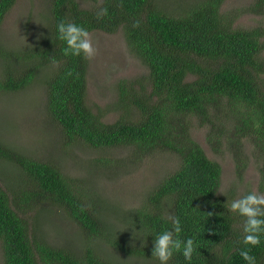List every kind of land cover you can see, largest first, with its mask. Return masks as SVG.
Masks as SVG:
<instances>
[{
  "label": "trees",
  "instance_id": "1",
  "mask_svg": "<svg viewBox=\"0 0 264 264\" xmlns=\"http://www.w3.org/2000/svg\"><path fill=\"white\" fill-rule=\"evenodd\" d=\"M16 2L0 0V26ZM224 2L193 0L174 7L166 0H102L85 6L80 0H52L48 31L38 43L17 49L0 44V92L23 90L42 74L47 113L60 126L64 144L101 149L97 165L125 166L119 149L136 161L156 151L180 158L141 204L119 211L117 225L101 214L97 190L84 180L0 140V159L13 166L0 175L2 264H122L116 255L159 264L151 257L153 236L171 229L173 217L181 220L179 238H193L197 251L191 262L177 253L169 264H247L239 254L246 218L228 207L238 198L217 194L222 165L192 131L194 119L205 124L214 151L223 145L233 151L240 176L250 162L245 145L261 152L259 192H264V28L235 25L232 13L222 11ZM249 10L262 12L264 0H255ZM61 20L89 32L122 29L130 50L148 68V86L119 83L118 104L131 107L132 116L108 121L88 104L90 59L65 51L57 34ZM44 204L61 207L78 225L82 248L51 242L36 228L31 212ZM135 226L143 227L136 236L144 238V246L133 235ZM250 247L257 264H264V237Z\"/></svg>",
  "mask_w": 264,
  "mask_h": 264
},
{
  "label": "rangeland",
  "instance_id": "2",
  "mask_svg": "<svg viewBox=\"0 0 264 264\" xmlns=\"http://www.w3.org/2000/svg\"><path fill=\"white\" fill-rule=\"evenodd\" d=\"M52 0H17L0 26V44L9 48H26L39 42L48 31ZM85 6L102 0H80ZM174 7L193 0H166ZM255 0H225L222 11H230L235 25L264 28V10H249ZM235 14V15H234ZM95 54L90 59L88 73V104L100 111L105 120L114 121L121 116H132L131 107H120L119 83L134 81L138 89L148 86L147 66L130 50L122 29L116 32L101 30L90 32ZM3 65L0 61V73ZM52 69L48 70V74ZM46 74L47 71H44ZM137 80V81H136ZM133 82V83H134ZM46 82L41 74L27 88L0 92V140L22 153L41 160H51L68 174L81 178L89 188L97 190L102 215L112 224H119V211L141 204L149 190L164 176L178 167L180 158L170 151H156L140 160L130 159L126 149L116 151L126 165L113 169L96 164V157L105 153L82 143L64 144L60 126L51 119L46 108ZM193 135L209 156L218 160L223 168L222 186L228 197L240 198L246 191L259 192L261 152L245 145L250 162L244 175L237 174L233 151L226 145L214 151L208 141V129L197 118L193 121ZM128 157V158H127ZM132 160V161H131ZM13 170L8 160L0 159V175ZM264 193V192H263ZM32 222L51 242L84 246L78 225L59 206L44 204L31 212ZM37 230V231H38ZM102 246L107 252L110 249ZM104 250V251H105ZM122 264H149L137 259L116 255ZM0 264L2 250L0 248Z\"/></svg>",
  "mask_w": 264,
  "mask_h": 264
},
{
  "label": "clouds",
  "instance_id": "3",
  "mask_svg": "<svg viewBox=\"0 0 264 264\" xmlns=\"http://www.w3.org/2000/svg\"><path fill=\"white\" fill-rule=\"evenodd\" d=\"M106 12L107 9H104L100 14H106ZM57 34L60 40L66 42V52L76 56L83 55L87 59H91L94 56L95 48L87 28L73 22L61 20L57 24ZM220 193L225 194L223 191L217 192V194ZM228 207L230 211L238 212L240 216L246 218L242 238L245 247L240 249V256L247 264H257V259L251 253L250 246L260 245L261 239L264 237V193L258 194L256 191H250L241 198L233 199L228 204ZM132 229L134 237L142 240L141 246H144V238L136 236L137 232H143V227L137 230L135 226ZM182 230L180 218L173 217L171 229L164 230L153 236L151 257L158 260L159 264H169L174 255L182 253L184 259L191 262L197 251V242L191 237L186 240L180 239Z\"/></svg>",
  "mask_w": 264,
  "mask_h": 264
}]
</instances>
